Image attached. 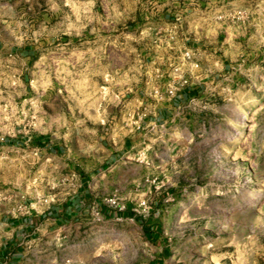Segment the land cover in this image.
Here are the masks:
<instances>
[{
	"label": "rangeland",
	"instance_id": "obj_1",
	"mask_svg": "<svg viewBox=\"0 0 264 264\" xmlns=\"http://www.w3.org/2000/svg\"><path fill=\"white\" fill-rule=\"evenodd\" d=\"M194 30L212 72L149 126ZM46 214L22 264H264V0H0V218Z\"/></svg>",
	"mask_w": 264,
	"mask_h": 264
},
{
	"label": "crops",
	"instance_id": "obj_2",
	"mask_svg": "<svg viewBox=\"0 0 264 264\" xmlns=\"http://www.w3.org/2000/svg\"><path fill=\"white\" fill-rule=\"evenodd\" d=\"M190 29L186 32L187 35L190 33ZM196 30H194V38L190 41L186 39V42L183 43L182 51L192 50L194 53V60L196 62ZM162 59V58H161ZM210 63V62H209ZM164 62H159V65L156 70L153 72L160 73L159 77L163 80H167L166 77L170 78L171 76L165 74V66ZM202 67L200 70L191 69L187 67L183 68L181 73L178 75V78L188 80V85L179 92L174 98L168 100L165 99L162 102H159L157 105L149 106L147 103V93L143 96H140L141 102L145 108L148 109L147 117L144 123H147L149 126H163L165 124H175L176 121H186V117L189 115L187 110H184L183 107L185 103L189 102L190 99L200 96L201 88L199 84L203 79L207 77V73L212 72L213 64H204L201 63ZM208 68V70L206 69ZM146 97V98H145ZM150 100H156L153 96L150 95ZM145 101V102H144ZM136 128H130V132L134 131ZM185 139L188 138L187 134L184 135ZM131 136H127L122 141L115 143L113 145L107 146L110 152L109 158L112 155H124L126 151L130 149L131 146ZM123 152V153H122ZM84 183H88V180L84 181ZM85 185H83V188ZM87 194L85 188L80 192V195ZM74 200H68L61 208H55L51 210V214H54L55 218H59L60 216L67 218L69 214H72L76 207L77 203ZM99 212V207H98ZM101 212L99 214L104 218H114L121 217V213H116L114 211H110L106 207L103 206L101 208ZM31 216L24 217L16 220L0 218V264H22L24 258V252L22 248L23 240L25 237L34 233L41 226V222L43 221L45 216Z\"/></svg>",
	"mask_w": 264,
	"mask_h": 264
},
{
	"label": "built area",
	"instance_id": "obj_3",
	"mask_svg": "<svg viewBox=\"0 0 264 264\" xmlns=\"http://www.w3.org/2000/svg\"><path fill=\"white\" fill-rule=\"evenodd\" d=\"M194 53L192 50H186L182 54V60H183V67L178 66L175 67L171 73H169V76H171L169 79L171 80L170 84L166 85L162 89H156L153 92V97L158 101L162 102L165 99H172L174 98L179 92H181L184 88L188 85V80L178 78L179 74L183 70V68H191V69H198L199 64L195 62L194 60ZM196 99L192 98L189 100V102H195ZM112 203H114L112 201Z\"/></svg>",
	"mask_w": 264,
	"mask_h": 264
},
{
	"label": "trees",
	"instance_id": "obj_4",
	"mask_svg": "<svg viewBox=\"0 0 264 264\" xmlns=\"http://www.w3.org/2000/svg\"><path fill=\"white\" fill-rule=\"evenodd\" d=\"M20 54L26 55V56H30L31 55L30 51H28L27 49L20 50ZM43 147L44 146H41V148H43ZM101 208L103 209V206H99V212L100 213H102L101 212ZM120 215H121V217L131 218V219H133L136 222H141L140 217L136 213L132 212L131 208L129 206ZM141 223L143 224V227H144L143 230H144L145 233H148L150 236H151L152 233L159 234L158 223L149 222V220L146 221L145 223L144 222H141Z\"/></svg>",
	"mask_w": 264,
	"mask_h": 264
}]
</instances>
